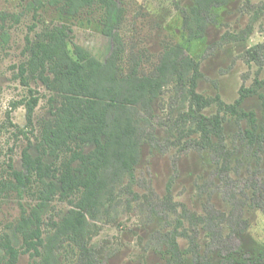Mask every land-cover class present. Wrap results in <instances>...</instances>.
I'll return each instance as SVG.
<instances>
[{
  "label": "rangeland",
  "instance_id": "obj_1",
  "mask_svg": "<svg viewBox=\"0 0 264 264\" xmlns=\"http://www.w3.org/2000/svg\"><path fill=\"white\" fill-rule=\"evenodd\" d=\"M121 1L125 15L119 32L125 50L118 62L120 73H127L137 65L139 74H150L164 49L180 44L198 62L201 76L196 80V91L204 97L213 99L218 94L225 103H233L242 85L249 87L256 79L261 81L258 93L245 98L240 107L253 111L258 125H264V0H230L214 10L215 20L206 27L203 36L191 39L183 27L182 13L194 0ZM61 20L57 8L48 0H0V236H9L18 248L21 239L16 227L23 212L40 207L42 225L48 231L50 223L67 213L73 200L57 191L48 193L38 182L18 191L13 188L16 180L12 174L13 170L25 172L23 150L34 157L42 154L39 146L42 129L55 102V94L31 71L23 73L22 65L28 60V47ZM71 27L73 42L104 60L110 52L111 40L101 33L98 14H85L73 20ZM258 44L263 49L251 57L248 49ZM68 46L71 50L70 43ZM173 98L171 83L152 102L154 112L166 126L157 127L159 148L151 149L147 143L140 146V158L133 171L135 181L131 185L138 198L127 192L128 179L124 178L107 213L94 222L91 245L98 264H170L166 246L157 235L168 228L161 221H151L142 196L150 187L156 196L164 197L171 177L173 201L196 215H203L204 206L210 202L230 217L232 203L236 204L238 211L233 217L240 212L246 221L243 230L232 231L228 222L222 225L223 233H232L231 243L238 247L233 256L252 258L264 251V145L258 159L254 148H247L237 135L235 118L226 114L223 128L231 161L229 179L221 183L210 154L192 147L191 139H198V134L184 115L186 108L174 103ZM33 99L37 102L28 123L26 102ZM216 110L213 103L201 112L211 116ZM246 127L242 121L241 130ZM167 138L175 144H168ZM91 148V144L83 146L86 152ZM43 161L55 165L60 162L48 154L43 155ZM254 183L259 184L257 194L251 186ZM179 213L178 207V214L171 215L173 222L180 218ZM183 221V228H188L187 220ZM198 229L201 254L211 264H223L220 252L209 251V237L200 224ZM177 243L183 255L182 264H194L187 238L179 236ZM72 261L70 248L61 247L58 263ZM29 262L28 254L22 253L16 264Z\"/></svg>",
  "mask_w": 264,
  "mask_h": 264
},
{
  "label": "trees",
  "instance_id": "obj_2",
  "mask_svg": "<svg viewBox=\"0 0 264 264\" xmlns=\"http://www.w3.org/2000/svg\"><path fill=\"white\" fill-rule=\"evenodd\" d=\"M229 1L194 0L182 13V24L189 38L202 37L206 27L215 20L214 10ZM48 2L57 8L62 20L52 24L42 38L28 47L29 57L22 65V72L31 71L47 90L55 94V102L42 129L39 143L42 154L34 157L23 150L25 172L13 170L16 180L13 188L19 191L31 182H38L48 193L57 191L73 200L67 213L50 223L48 231L43 228L40 207L34 206L30 212H23L16 227L21 247H16L9 236L1 235L0 264H16L22 253L28 254V264H59L58 251L66 246L73 254L71 264H98L97 253L91 245L94 222L107 213L124 178L128 179L127 192L138 198L131 189L135 181L133 171L143 143L151 149L161 145L156 132L165 122L162 123L154 112L152 102L162 94L165 86L173 84V102L186 108L184 115L193 132L198 134V139H191L192 147L210 154L215 173L220 182L225 183L229 179L231 161L223 128L226 114L235 118L239 127L237 135L247 148H254L258 159V152L263 149L264 125H258L253 111L240 107L245 98L258 93L262 82L256 79L252 86L242 85L233 103H225L218 94L213 99L204 97L196 91V80L201 76L198 62L180 44L167 46L150 74H139L137 65L127 73H120L118 62L125 50L119 32L125 15L121 0ZM85 14H98L101 33L110 37L111 49L104 60L95 58L72 40V22ZM262 46L255 45L247 53L254 57ZM36 102V99L26 102L28 123ZM213 103L217 107L216 113L204 115L202 109ZM242 121L247 124L243 130L240 128ZM165 140L175 144L168 138ZM87 144L92 145L88 152L83 149ZM44 154L60 160L59 164L45 163ZM172 185L173 177L167 182L166 195L162 198L150 187L142 196L151 221H161L168 228L157 235L166 246L170 264L183 263L177 243L179 236L187 238L194 264H211L200 252L198 224L209 237V251L220 252L223 264H264V251L252 258L233 256L238 247L231 243L232 233H223L222 225L228 222L232 231L243 230L242 224L246 221L240 212L233 217L238 211L235 203H232L230 217L210 202L204 206L203 215H196L173 201ZM251 186L254 194L260 191L259 184ZM178 207L180 218L173 222L171 215L178 214ZM184 219L188 228H183Z\"/></svg>",
  "mask_w": 264,
  "mask_h": 264
}]
</instances>
